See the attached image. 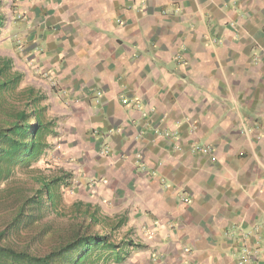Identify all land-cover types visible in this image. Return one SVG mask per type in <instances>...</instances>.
Returning a JSON list of instances; mask_svg holds the SVG:
<instances>
[{"label": "crops", "instance_id": "crops-1", "mask_svg": "<svg viewBox=\"0 0 264 264\" xmlns=\"http://www.w3.org/2000/svg\"><path fill=\"white\" fill-rule=\"evenodd\" d=\"M224 1L26 0L31 61H43L62 97L60 115L50 111L60 144L79 159L77 171L88 168L96 187L110 190L103 200L126 203V258L109 264H264V120L246 129L240 111L197 101L195 88L177 81L187 71L211 93L235 87L244 107L264 114V53L258 66L249 58L264 43V0H244L248 32L239 27L236 40L227 31L224 48L206 44V26L188 32L182 23L202 8L228 21ZM171 3L185 15L165 14ZM181 49L190 65L177 73ZM169 127L179 141L162 134ZM195 143L212 145L216 160ZM116 209L99 214L118 217Z\"/></svg>", "mask_w": 264, "mask_h": 264}, {"label": "trees", "instance_id": "trees-1", "mask_svg": "<svg viewBox=\"0 0 264 264\" xmlns=\"http://www.w3.org/2000/svg\"><path fill=\"white\" fill-rule=\"evenodd\" d=\"M3 5L0 0V32L6 24ZM22 79L14 59L0 56V264H109L125 259L126 239L118 242L98 231L101 219L93 203L75 200L72 216L81 215V221L67 231L55 225L58 219L45 221L63 215L64 188L72 186L73 173L60 169L50 175L34 169L54 151L59 123L45 102L47 93L34 86L19 89ZM123 223L119 219L114 229ZM42 243L49 244L43 254Z\"/></svg>", "mask_w": 264, "mask_h": 264}, {"label": "rangeland", "instance_id": "rangeland-1", "mask_svg": "<svg viewBox=\"0 0 264 264\" xmlns=\"http://www.w3.org/2000/svg\"><path fill=\"white\" fill-rule=\"evenodd\" d=\"M243 2L244 0L224 1L221 10L227 15L228 21L226 22H219L217 18L213 17L212 12H210L208 8H202L199 11L200 14L190 15L182 23L188 32L190 31L193 32L197 30L201 25L206 26L207 30L206 32H204L203 35V39L207 42L206 44L209 47L215 49L220 47L224 48V45H221L220 40H221V36L225 35L227 31L228 32L232 31L234 33V39L236 40H239L238 38L240 33L238 31L240 29L239 27H241L242 30L248 32L245 22L249 21V13L245 11V5H243ZM3 3H4L3 10L6 15V24L0 32V56L12 57L14 59V69L19 70L23 73V79L19 89H23L28 86L42 88L49 96L48 101L45 102L49 103L50 111L53 106L52 113L55 112L54 114L60 115V111H59L60 108L58 102L60 101L59 98L62 99V97L60 96V90L57 88L58 85L56 83H52V80L49 79V76L45 74L43 61L41 60L35 61L34 64L31 61L32 60L31 57L33 56V53L31 52L32 49L31 37H33L34 27L30 21L31 17L26 6L27 3L26 0H3ZM254 4L256 3L254 2ZM138 9H139V4L137 3L136 10ZM163 11L165 14L170 16L185 15V13L182 12L181 6L177 3L167 4V8L164 9ZM231 12L235 14L234 19L232 18L233 16ZM236 17L237 19L239 18L241 22L244 21V23L239 25V23L236 21ZM263 26L264 25L257 27V30L264 34ZM183 50L184 49H181L179 51V54L174 56V61L172 62V66L175 65V67L177 68V73L180 68L183 70L184 67L190 65L188 63V60L185 59V57L183 56ZM263 53H264V43H259L258 45H254L249 53L251 64L254 66H258V63H256L257 59L261 58ZM164 62L162 61L160 66H162ZM37 67L39 71L37 69H34ZM185 74H183L182 71L181 74H177L178 75L177 81H179V83L181 82V84L185 86H191L195 88V90L198 93H196L195 96L193 97L197 101L198 100L201 101L203 100V98L208 97V99L211 100V104L218 102L220 106L223 105L226 108L234 107L235 110L240 111L243 121H246L245 123L246 129L247 127H253V128L256 127L254 125L251 126L249 120L253 119L252 121L254 123L256 122L255 119H259V121L264 120V114H262L261 116L260 115L255 116L254 112L252 111L251 108L248 107V105H246L247 108L244 107L242 103V99L238 97L239 92H236L235 87L233 88L232 91L230 87H228L227 85H223L221 83L222 85L220 87V91L211 93L206 89H204L202 85L192 82L190 74L188 73H187L188 75ZM222 79L226 81L225 78ZM93 91L95 93L97 89L95 88L93 89ZM262 101L264 103V99ZM127 102L128 99H126V103ZM263 103L261 102L260 99L257 100V105H259V107L261 106L263 107L264 106ZM136 106L138 107L139 105L136 104ZM248 116L250 117L249 119H247ZM150 124L152 125V122H150ZM258 129L263 130L261 126H259ZM177 132H178L177 130L175 132L170 127L169 129L164 128L163 133L159 129L157 130L158 134L162 133L167 137L174 138L175 140L179 141L180 137L177 134ZM60 143H61L60 137H58L56 140L54 139V147H55L54 151L50 152L49 156H46L44 159L33 165L34 169H37V171H44L45 173L50 175L58 173L60 169H65L73 173L72 186L68 189L64 188V197L61 205V211L63 215L59 217L55 215L48 216L46 220L43 219V222L44 220L47 221L50 220L51 218L58 219L55 222V225L58 227L60 226L65 231H67L71 227H73V222L75 223L77 219H78L77 223L81 221V215L72 216L73 204L75 203V200L81 199L83 202L91 201L90 203L95 201L94 203L99 204V211L97 212V214L101 219L99 225H97L96 228L100 232L106 231L110 233L113 239L119 242L122 238L126 237V224L121 225L118 229H114L115 228L114 226L117 223V221L120 219V217L126 218V203L113 205L109 202L107 203L106 202L107 199L103 200L104 197L107 198V196H110L111 194L110 190L106 188V186H104L105 184L96 187L98 185L97 181L95 179H90V171H88V168L86 170L87 172L84 171L85 173H83V171L82 172L77 171L76 169L77 165H75V163H77V160L79 161V159L74 157L73 155L74 153L72 152V150L71 151L69 150V152L66 153L65 150H63L64 145ZM192 146L193 149L204 146L209 147L211 150L207 151L206 154H208V156L211 157L212 161L216 160V156L214 155V147L212 145H202L200 143H195ZM62 152L64 156H62ZM70 152L73 154H71ZM234 160L238 161V158H235ZM20 174L18 176L21 177ZM86 175L89 177H86ZM83 178L84 180H82ZM85 182L87 184H85ZM122 191L125 192L126 190L122 189ZM181 195H185V194H181ZM121 196L122 197L126 196V193H124ZM115 207H118V209L114 211L120 212V214H118V217L106 216L107 217L106 219L105 217L100 216L99 213L102 212L104 213L113 212V209ZM41 245L42 246H40L41 250H39V253L43 254L44 252H46V246L48 247L49 244L42 243Z\"/></svg>", "mask_w": 264, "mask_h": 264}, {"label": "built area", "instance_id": "built-area-1", "mask_svg": "<svg viewBox=\"0 0 264 264\" xmlns=\"http://www.w3.org/2000/svg\"><path fill=\"white\" fill-rule=\"evenodd\" d=\"M98 94L101 95L102 92H98ZM193 150H196V151H199V152L206 153L207 151H210L211 149H210L209 147H207V146H204V147H198V148H195V149H193ZM101 152H102L103 154H104V153H107V151H104V150H102ZM181 197H182L181 199H182L184 202H187V201H188V198H187L186 195H182ZM185 250L188 251L189 249L186 248ZM246 262L248 263L249 261H248L247 258H244V259H243V264L246 263Z\"/></svg>", "mask_w": 264, "mask_h": 264}]
</instances>
